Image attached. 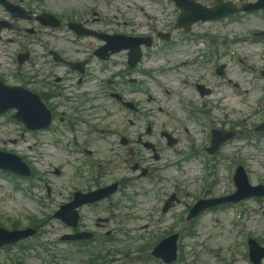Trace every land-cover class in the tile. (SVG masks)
Instances as JSON below:
<instances>
[{
    "label": "flooded vegetation",
    "instance_id": "af4514ba",
    "mask_svg": "<svg viewBox=\"0 0 264 264\" xmlns=\"http://www.w3.org/2000/svg\"><path fill=\"white\" fill-rule=\"evenodd\" d=\"M244 1L247 2V1H255V0H244ZM212 4L213 2L210 5ZM5 12L7 13L6 9ZM60 13L63 14L62 27H61L62 29L61 28L60 29L69 33L73 37L72 41L67 40V43L74 44L77 47L84 46L85 48H87V50H90V52L85 54L79 48L74 49L70 47V50L72 51L71 55L73 56L74 54H76L77 56H79V58H81L80 60H77L75 56L73 57L71 56V59L73 61L81 62L75 64L73 68L68 66H63L61 64L54 62L53 58L50 56L44 57L39 55L35 57V61L38 64H42L47 58H50L52 63L51 65L55 67L65 68V72L61 76L55 72L53 67H51L50 68L51 71L47 73L49 78L52 80L51 85L49 87H46L40 81H36L35 86L38 88L41 94L50 102V104L52 105V109L54 111H59L61 113L60 119L63 122V124L67 123L68 129L75 130L74 140H77L78 136L76 132L80 127L84 115L87 112H89V109L91 111L99 110L98 107L92 106V104H94L95 101L91 98L93 97L91 95L96 94L97 95L96 102L100 104L102 101L101 96L102 94H104L103 86L100 84V80L105 78L107 75L112 74L108 69L101 68L100 70H93L92 65L96 62H99L101 64L104 63L111 64L120 55H124L126 58H128V55L127 52H122V53L120 52L115 54L113 57H111L108 62H104L103 58H105L104 56H106V54H109V52L100 53V49L103 46V43L99 39H92L94 41H90L88 39L91 38H83L78 36L76 32H72L70 30H69L70 32L67 31V27L69 23L76 22V23H80L79 25L82 26L81 31L84 33H88L86 31V28L97 34L106 33V32L110 33L109 31H105L104 29H100L99 27H97L96 24L98 23V19L95 18L96 12H92V14H89L85 19H77L73 14L72 10H68V9H63ZM16 29L17 31H10L7 29L1 31L0 36L2 40L0 41V43L7 47L10 43H12V41L9 38L10 33L22 34V31H26V29H22L19 26H17ZM40 33H41L40 31L37 32L38 35H40ZM112 33L119 34V32L116 31H112ZM95 42H97L98 44H96ZM119 66L120 65H116L115 68H118ZM47 69H49L48 65H46L43 68V70H47ZM107 84L114 85L115 81L109 79L107 81ZM74 91L76 92L88 91V93L80 95L77 98L76 103H74L73 105H68L69 102L67 101L66 96L70 92H74ZM65 108L66 111L64 113ZM66 114H69V117H66ZM128 124L129 126L126 128L127 136L121 135L117 137L116 151H115V155L112 157V160L114 161L110 162L112 168L106 172L100 170L98 174H96L95 183L92 186L91 191H96L110 185L111 183L105 184V181L106 180L109 181V179L113 178L114 176L129 175V172L135 174L134 171H136V168H133L134 165H136L137 163L139 164L140 167H144L146 165V163L144 162L145 158L142 157V152L149 154L150 155L149 159H151L153 154L152 150H153L159 155L157 162L161 161V155H160L161 147L153 142L154 140H157L158 137H154L153 132L151 136H146V134H148V131H146V134L144 133V129L146 126L142 122L134 121V122H129ZM109 140H115V139L110 138ZM147 142L153 143L155 145V148H151L147 146L146 144ZM118 160H123L125 162V165L123 166ZM132 189H133L132 186H125V187L120 186L119 191L116 194L110 196L108 199L100 202L95 201V204L101 207V211H99L95 215L87 211H84V215H82L81 218L83 222H85L86 227H81L80 230L83 231L88 230L89 232L95 233L98 241L92 243L91 247L94 248L95 246H99V249H97V251L95 252H90L91 257L85 258L82 264H130L132 262L130 258H126L124 261L121 260L122 252L119 243L120 230L115 232L111 228H107L108 226L111 225L120 224L121 217L117 216V214H119L120 211H114L113 213L110 214V216H107L106 213L104 212L105 204H109L110 206H113L117 200L121 198L127 199L128 196L124 193V191L133 193ZM98 196L99 195H96V198H98ZM112 228L114 229V226ZM104 233L105 235H109L111 237L114 235V233H116V238H118L119 240H113L112 243L109 244V248L104 249L105 241L102 236ZM82 247L83 250L85 251L88 250V248L84 244H82ZM151 251L152 249L145 248L143 250L144 253H141L142 250H140V252L135 253L133 255L135 256V259L138 260L139 264H158L157 263L158 261L152 258ZM5 255L8 256L7 258H5L6 264H20L19 263L20 259L16 260V257L14 255H10L8 253H6ZM105 258L109 259L108 263L104 262ZM159 262L163 264L161 261Z\"/></svg>",
    "mask_w": 264,
    "mask_h": 264
},
{
    "label": "rangeland",
    "instance_id": "374dc122",
    "mask_svg": "<svg viewBox=\"0 0 264 264\" xmlns=\"http://www.w3.org/2000/svg\"><path fill=\"white\" fill-rule=\"evenodd\" d=\"M154 13V11H153ZM242 45L238 47V49H241ZM164 49L161 45L157 46L154 50V52H162ZM185 52V53H184ZM168 53L171 55L170 57L173 58L176 62L179 60H182L183 58H189L192 57L195 53V49H192L190 46L179 44L177 47L172 48L168 51ZM193 71L190 72V75L194 77L193 80L198 81L199 77L196 75L198 71L206 73L205 70H199L196 66H193ZM238 68H241L238 64V62L234 61L231 64V70L230 75L234 81H238L241 84L244 83L246 85L250 79L249 74H246V72H240ZM188 69V68H187ZM251 74V73H250ZM182 75H179L176 77V83L175 85H170L167 87H157L154 85V89L157 93V95H154L156 97V104L154 106L162 107L164 112L159 113L154 107L155 110V117L153 119L154 122H156L157 125H161V123H165L168 125H173L174 127H184L188 126L185 124V120L182 119V115L179 112V104H178V96L172 95L176 88L179 90H182V92L188 96H190L192 99H196V93L192 88H185L181 83ZM240 79V80H239ZM167 80V78H166ZM206 82L214 85L215 81L212 77L208 76L207 72V78ZM177 84V85H176ZM243 85V84H242ZM165 88H169L171 90V95L166 96ZM244 88V87H243ZM223 90V89H222ZM258 95H249L248 98L250 101H254ZM211 98V97H210ZM259 108V106H256ZM255 108V107H254ZM254 110V109H252ZM260 110V109H259ZM264 111H259L258 113V119H261L262 114ZM253 115V113H252ZM114 116L116 117V120H125V116L123 112L116 111ZM199 135L200 142L206 143L205 139H203L204 135L202 133H197V137ZM17 136L15 125L10 124L8 122H1L0 121V145H3V140L8 138H14ZM241 140L235 141L232 143V145H229L225 148L224 153L220 156L219 160L216 162H212L209 165H205L204 172L202 171L201 165L197 162V168L195 167L196 162L191 161L188 164L182 163L181 165L177 163L174 165L176 161L182 162L181 157L177 156H168V162L170 167L166 168L164 172L165 179L168 180L171 184H179V185H186L189 189L192 188L198 189L200 187H204L206 185H210L209 180L207 179L208 175H218V179L222 177V182L225 184V179L227 178L228 184L226 183L227 188H222V192H227L230 190V188H233V185L231 184V181L229 179L230 173L234 171L235 168L239 165L237 162L241 161L243 164H248L251 167V174L253 183H261L264 182V141L260 143L261 147V153H257V150L255 148H246L244 151V155H238L237 159L235 158L234 161V155L238 154L239 152H236L235 150L238 149V146L236 148V145ZM187 142L185 143V145ZM10 149H20L22 148L21 143L17 144H9L8 146ZM185 148V147H184ZM183 148V149H184ZM54 151V148L51 146V143H48L46 145L45 153L46 156L40 158L39 163L42 168L46 169L48 168V164L53 163L54 165H59L63 162V158L55 160L54 157H52V153ZM252 151L257 153L252 155ZM28 157H33V154H29ZM243 158V160L241 159ZM263 157V158H262ZM259 158V161L256 162L254 159ZM34 161V159H31ZM172 162V164H171ZM236 162L235 166L234 163ZM63 165V164H62ZM234 166V167H233ZM195 167V169H193ZM210 180H212L210 178ZM63 179L58 180L55 182V184L60 185L63 184ZM145 185L147 182H143ZM222 184V185H223ZM151 186V185H150ZM168 187V186H167ZM170 187V186H169ZM148 192L150 189L145 187ZM23 191L17 190L14 185L11 182H8L7 184L4 183L2 179H0V218L4 217H13L17 218L20 216H26L31 214H38L36 212H33L29 208H34L29 202L27 203V206L29 208H26V200L23 198ZM154 193L153 191L149 195L143 196L140 201L138 202V210L136 212L139 213L138 216H144L147 214V212L151 211L152 205L154 204L152 202V197ZM247 206L249 209H252L251 212H249V209L247 207L242 206V212H244L243 219L246 220V223L249 227V229L252 231V233L255 236H258L260 238H264V218L261 216V209L259 206L248 203ZM184 206H180L178 210L183 209ZM234 210H232V218L234 216ZM41 215V214H38ZM248 216V221H247ZM211 217H207L203 219V222L199 225H201L202 231H200L201 234V242L203 245V248H199L198 250H201L204 254L203 259L201 261V264H204L208 262V264H222L220 260H215V256L217 254H221L222 256H234V251H232V247L235 244H240V237L233 226L232 222H230V214H225L222 218V224H213L211 220H209ZM230 222V223H229ZM146 220L145 218L142 219V221L139 224H145ZM132 224H138V223H132ZM243 250V248L240 246V249H236L235 252L238 254V251ZM206 252H212L209 256L206 254ZM228 258V257H227ZM238 262L237 264H248L243 260L241 256L235 257Z\"/></svg>",
    "mask_w": 264,
    "mask_h": 264
}]
</instances>
